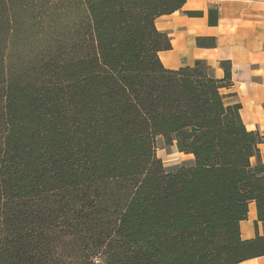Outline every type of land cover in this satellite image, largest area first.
I'll use <instances>...</instances> for the list:
<instances>
[{
	"label": "trees",
	"instance_id": "16d2710c",
	"mask_svg": "<svg viewBox=\"0 0 264 264\" xmlns=\"http://www.w3.org/2000/svg\"><path fill=\"white\" fill-rule=\"evenodd\" d=\"M185 1L0 0V264L264 255L239 228L250 202L264 228V136L222 92L230 62L158 56ZM158 137L190 161L167 170Z\"/></svg>",
	"mask_w": 264,
	"mask_h": 264
},
{
	"label": "crops",
	"instance_id": "0c3cea01",
	"mask_svg": "<svg viewBox=\"0 0 264 264\" xmlns=\"http://www.w3.org/2000/svg\"><path fill=\"white\" fill-rule=\"evenodd\" d=\"M186 11L202 15L188 16ZM209 11L214 21L211 24ZM155 24L171 43V49L158 53L164 67L177 69L203 60L210 74L221 79L224 72L220 62H230L231 84L222 92L232 94L229 102L241 105L246 129L264 136V0H186L180 10L158 17ZM198 38L202 45L197 44ZM260 149L264 159L261 145ZM178 153L190 161L191 155ZM239 228L244 240L264 234L254 202L249 203ZM237 264H264V255Z\"/></svg>",
	"mask_w": 264,
	"mask_h": 264
},
{
	"label": "rangeland",
	"instance_id": "374dc122",
	"mask_svg": "<svg viewBox=\"0 0 264 264\" xmlns=\"http://www.w3.org/2000/svg\"><path fill=\"white\" fill-rule=\"evenodd\" d=\"M264 149V145H261ZM155 151L157 157L161 159L163 166L167 169H173L183 163H186V157L179 154L174 145L167 146L164 144L163 139L158 137L155 140Z\"/></svg>",
	"mask_w": 264,
	"mask_h": 264
}]
</instances>
